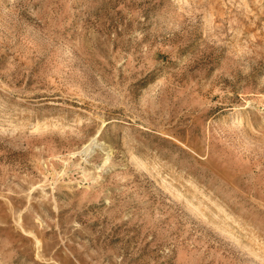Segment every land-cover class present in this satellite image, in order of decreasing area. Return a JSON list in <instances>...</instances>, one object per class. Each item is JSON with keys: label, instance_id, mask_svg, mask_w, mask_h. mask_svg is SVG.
Returning a JSON list of instances; mask_svg holds the SVG:
<instances>
[{"label": "rangeland", "instance_id": "374dc122", "mask_svg": "<svg viewBox=\"0 0 264 264\" xmlns=\"http://www.w3.org/2000/svg\"><path fill=\"white\" fill-rule=\"evenodd\" d=\"M0 264H264V0H0Z\"/></svg>", "mask_w": 264, "mask_h": 264}, {"label": "bare ground", "instance_id": "6f19581e", "mask_svg": "<svg viewBox=\"0 0 264 264\" xmlns=\"http://www.w3.org/2000/svg\"><path fill=\"white\" fill-rule=\"evenodd\" d=\"M38 244H40V242H39V240L38 241H36ZM40 246V245H39Z\"/></svg>", "mask_w": 264, "mask_h": 264}]
</instances>
